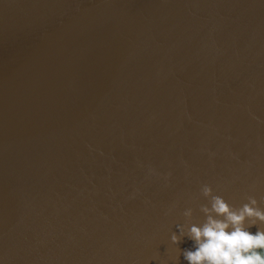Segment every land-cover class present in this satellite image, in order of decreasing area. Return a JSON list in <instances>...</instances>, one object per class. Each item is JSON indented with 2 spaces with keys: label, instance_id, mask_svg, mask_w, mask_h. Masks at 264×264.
<instances>
[{
  "label": "water",
  "instance_id": "1",
  "mask_svg": "<svg viewBox=\"0 0 264 264\" xmlns=\"http://www.w3.org/2000/svg\"><path fill=\"white\" fill-rule=\"evenodd\" d=\"M203 184L264 210V0H0L3 264H187Z\"/></svg>",
  "mask_w": 264,
  "mask_h": 264
},
{
  "label": "clouds",
  "instance_id": "2",
  "mask_svg": "<svg viewBox=\"0 0 264 264\" xmlns=\"http://www.w3.org/2000/svg\"><path fill=\"white\" fill-rule=\"evenodd\" d=\"M201 192L209 198L208 205L200 208L203 222L191 223L186 230L177 224L169 237L174 245L185 236L192 242L182 250L187 264H264V229L249 231L257 221L264 224V210L256 207V200L249 198L248 203L233 208L222 196L214 195L208 184L201 186ZM183 215L190 217L191 209Z\"/></svg>",
  "mask_w": 264,
  "mask_h": 264
}]
</instances>
